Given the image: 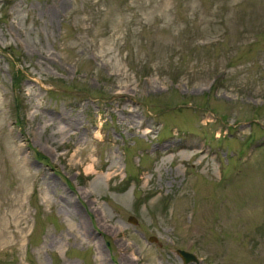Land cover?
<instances>
[{
	"label": "rangeland",
	"instance_id": "obj_1",
	"mask_svg": "<svg viewBox=\"0 0 264 264\" xmlns=\"http://www.w3.org/2000/svg\"><path fill=\"white\" fill-rule=\"evenodd\" d=\"M178 251L264 264V0H0V264Z\"/></svg>",
	"mask_w": 264,
	"mask_h": 264
},
{
	"label": "water",
	"instance_id": "obj_2",
	"mask_svg": "<svg viewBox=\"0 0 264 264\" xmlns=\"http://www.w3.org/2000/svg\"><path fill=\"white\" fill-rule=\"evenodd\" d=\"M130 222L132 223H136L135 220L133 218H130ZM150 241H155L153 239H150ZM179 256L182 258L184 264H187L189 262H197V259L194 255L188 254L186 252L183 251H178Z\"/></svg>",
	"mask_w": 264,
	"mask_h": 264
},
{
	"label": "bare ground",
	"instance_id": "obj_3",
	"mask_svg": "<svg viewBox=\"0 0 264 264\" xmlns=\"http://www.w3.org/2000/svg\"><path fill=\"white\" fill-rule=\"evenodd\" d=\"M173 149H177V148H173ZM170 150H172V149H170ZM168 151V150H167ZM169 152V151H168ZM105 178H108V176H106ZM78 223H79V228H81V230H85V228H86V223L84 222V220L83 219H79L78 220ZM84 232H86V230L84 231Z\"/></svg>",
	"mask_w": 264,
	"mask_h": 264
}]
</instances>
